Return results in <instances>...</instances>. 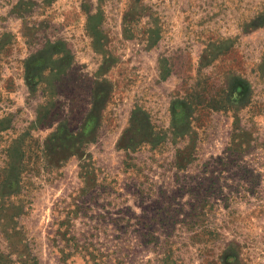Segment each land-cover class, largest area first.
I'll return each instance as SVG.
<instances>
[{"label":"rangeland","instance_id":"374dc122","mask_svg":"<svg viewBox=\"0 0 264 264\" xmlns=\"http://www.w3.org/2000/svg\"><path fill=\"white\" fill-rule=\"evenodd\" d=\"M0 264H264V0H0Z\"/></svg>","mask_w":264,"mask_h":264}]
</instances>
